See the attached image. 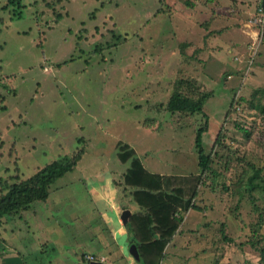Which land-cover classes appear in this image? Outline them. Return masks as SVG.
<instances>
[{"label": "rangeland", "instance_id": "374dc122", "mask_svg": "<svg viewBox=\"0 0 264 264\" xmlns=\"http://www.w3.org/2000/svg\"><path fill=\"white\" fill-rule=\"evenodd\" d=\"M248 1L200 0L243 19L240 31L236 21L211 27L224 28L225 44L212 60L183 55L201 37L181 12L185 0H0V194L82 151L45 200L0 217V264H142L130 253V228L116 236L106 226L130 205L140 210L124 183L123 143L183 199L185 179L196 184L157 264H260L252 240L264 234V18L255 22ZM227 40L240 42L239 52ZM175 90L210 93L206 171L195 146L206 118L167 110ZM257 168L260 187L250 193L246 181Z\"/></svg>", "mask_w": 264, "mask_h": 264}, {"label": "trees", "instance_id": "16d2710c", "mask_svg": "<svg viewBox=\"0 0 264 264\" xmlns=\"http://www.w3.org/2000/svg\"><path fill=\"white\" fill-rule=\"evenodd\" d=\"M193 3V0H185L186 6H193ZM209 95L210 93L203 92L202 94L198 93L195 97L192 94L175 90L166 103V109L172 113L197 111L206 118L204 124L197 128L195 137L198 166L202 172L209 169V154L205 153L202 147V134L208 127V117L203 104ZM232 102L230 99L226 114L232 109ZM260 108L263 109L262 106ZM244 132L248 133L245 129ZM218 136L219 132L215 141H217ZM120 145L119 160L122 163L129 161L124 175V183L134 187L132 197L140 208L136 213H132L127 223L132 232L131 243L135 244L139 263L157 264L164 257L165 247L171 241L178 225L183 220V213L188 209L190 201L196 195V184L191 183L189 178L185 179L187 195L189 196L183 199L185 193L183 190L179 191L180 188L166 189L168 177L148 171L143 167L132 148H127L126 143ZM81 155L82 151L76 150L72 155L58 157L28 178L13 181L7 186H3L1 189L3 192L0 194V217L26 210L34 201L45 200L49 195L50 185L57 178L73 170ZM259 177L260 169L257 168L246 181L245 188L248 192L251 193L260 187L259 182L256 181ZM250 199H253L252 194H250ZM179 211L183 212L179 214ZM223 227L224 223L222 222L221 228ZM253 231L259 233L258 230L254 229ZM252 244L257 245L260 256L259 262L264 264V234L259 233V238L256 239V242L252 240Z\"/></svg>", "mask_w": 264, "mask_h": 264}, {"label": "crops", "instance_id": "0c3cea01", "mask_svg": "<svg viewBox=\"0 0 264 264\" xmlns=\"http://www.w3.org/2000/svg\"><path fill=\"white\" fill-rule=\"evenodd\" d=\"M193 2H194L193 6H186V13H185V11H181V12L185 15V18L188 21H191L192 25L195 26L199 30V31L198 30L197 31H198V33L201 34V37L199 35L200 39H199V37H198V39H196L195 42H197V44H195V46H192L191 44H189L188 45L189 47L188 46L186 47V52H183V55H185V57L191 55V57H197L196 59H198V58L199 59H202V58L205 59V57H206V58H213L212 60H217L219 58H222L223 56H221V54L223 53V50H221L220 46H217L216 44H218V45L220 44V45L225 46V44H223L218 39L222 35L221 33L223 32L224 28L223 29L219 28V29H221L220 31H213L214 28L211 30V27L214 24H220V21H223L226 24H227V22H228V24H230L233 21H236L235 24L233 25V27L235 26L236 29L238 30L240 27L242 28L244 26V24L242 25V23H241V21H243V19H240V14H237V16L234 20L233 19L230 20L229 18H224L223 16H221V14H223V12L219 11V12H217L219 15H217L215 13L216 11L213 10V7L210 8L211 11L206 10V8H204V6H202V5H204V3H201L200 0H193ZM248 3L249 4L247 6H251L252 0H249ZM263 5H264V1L262 2V0H254V6H256L254 8H256V10H257L258 6H263ZM215 7H218V6H215ZM244 11L245 12L249 11V8H247V7L245 9L241 8L242 14L245 13ZM200 18H202L201 21H199ZM225 19H227V20H225ZM176 25H179V24H176ZM238 31H240V30H238ZM227 42H228V40H227ZM237 43L238 42H235V43H233V45H235V48H237L238 52H239L240 42L238 44ZM233 45H231V47ZM231 76L232 75H230V77ZM194 79H198V78L195 77ZM155 172H157V171H155ZM130 206L131 207L125 208V209H128L130 211L129 215H131V213H132L131 212L132 205H130ZM129 215L127 216V220H128ZM101 217L103 218L102 219L103 222L107 223L105 215L101 214ZM120 217H121V215H120ZM184 219H185V215L183 216V221H184ZM111 223H114V225H116V226L113 227ZM108 225L110 226L109 231L111 230V233H113L112 235H116V236L127 235V232H128L127 221L125 224H123L122 220H119L118 218L115 220L114 216H112V221H110L109 224L107 223L106 226L108 227ZM176 234H177V232L173 235V238L176 236ZM131 244H134V243H131ZM164 261H165V259H164ZM93 264H97V262H93ZM163 264H164V262H163Z\"/></svg>", "mask_w": 264, "mask_h": 264}, {"label": "water", "instance_id": "95a60500", "mask_svg": "<svg viewBox=\"0 0 264 264\" xmlns=\"http://www.w3.org/2000/svg\"><path fill=\"white\" fill-rule=\"evenodd\" d=\"M264 0H262L263 2ZM130 211L128 209H125L121 212V220L123 222V224L126 223L127 221V216L129 215ZM130 253L134 256V258L138 261V254H137V250L134 244H131L129 247ZM93 264V263H92Z\"/></svg>", "mask_w": 264, "mask_h": 264}, {"label": "built area", "instance_id": "2783aa9c", "mask_svg": "<svg viewBox=\"0 0 264 264\" xmlns=\"http://www.w3.org/2000/svg\"><path fill=\"white\" fill-rule=\"evenodd\" d=\"M263 18H264V5L259 6L257 8L254 20L256 23H260L261 21H263Z\"/></svg>", "mask_w": 264, "mask_h": 264}]
</instances>
